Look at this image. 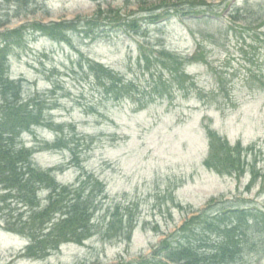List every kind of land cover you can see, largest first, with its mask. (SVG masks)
Returning <instances> with one entry per match:
<instances>
[{
	"label": "rangeland",
	"instance_id": "obj_1",
	"mask_svg": "<svg viewBox=\"0 0 264 264\" xmlns=\"http://www.w3.org/2000/svg\"><path fill=\"white\" fill-rule=\"evenodd\" d=\"M158 1L49 0L45 5L38 0L15 17L14 12L7 15L11 6L25 1L16 5L0 0V15L7 16L2 22L8 27L18 28L91 18L101 7L139 14L141 2ZM204 1L216 6L220 16L174 17L142 35L119 32L94 42L78 33L64 43L29 35L26 45L13 54L11 80L24 82L23 99L37 96L47 102L45 122L61 128L65 139L64 149L57 150L50 128L34 127L19 135L20 145L34 151L35 166L55 174L62 187L94 176L90 180H98L105 192L95 198L105 202L95 215L99 229L111 219L109 206L118 204L137 206L132 215L140 223L131 243H104L99 236L82 246L64 245L45 260H25L20 256L27 240L2 228L13 216L27 217L32 207L19 192L7 193L0 185V264L136 261L221 200L250 202L264 227V0ZM160 48L197 61L185 66L184 73L163 72L154 51ZM94 61L119 74L127 88L133 85L125 99L106 95L88 68ZM211 134L217 147L224 141L233 149L243 174L222 164L206 166ZM218 154L226 155L220 150ZM44 188L37 195L38 210L48 205L50 192ZM253 243L243 264H264V233L253 237Z\"/></svg>",
	"mask_w": 264,
	"mask_h": 264
},
{
	"label": "trees",
	"instance_id": "obj_2",
	"mask_svg": "<svg viewBox=\"0 0 264 264\" xmlns=\"http://www.w3.org/2000/svg\"><path fill=\"white\" fill-rule=\"evenodd\" d=\"M12 1L16 5L25 1L21 6H11L7 15L14 12L16 17L23 10L29 9L35 0ZM195 2L196 0H179L175 3L159 0L160 6L141 2L139 14L134 12L129 15L124 14L121 9L106 12L99 8L91 18H77L73 22L47 26L26 25L16 29L6 28L9 23L2 22V18L7 16H3L4 13L0 15V30L5 28L0 33V185L7 193L19 192L22 201H27L32 207L27 217L13 216L5 222L6 232L23 236L30 241L21 258L45 260L60 251L64 245L82 246L99 236L104 243H131L140 221L132 215L133 209H138L137 206L129 209L118 204L114 208L109 206L111 219L106 221L103 229H99L95 215L98 207L104 206L105 202L100 203L95 198L101 197L105 192L98 180H90L94 176L87 178L86 175L76 186L62 187L57 184L55 174L35 166L32 162L34 151L20 145L19 135L34 127L56 130L58 141L54 147L59 149H64L61 145L65 139L61 136V128H54L45 122L47 102L40 101L37 96L38 99H23L24 82L11 80L9 72L13 54L26 45L29 35L41 34L54 42L64 43L71 34L78 33L84 39L94 42L107 34L119 32L142 35L144 31L174 17L190 20L220 16L216 6H210L204 0L199 5H195ZM188 4L191 5L185 6ZM56 29H62V32H57ZM155 53L163 72L184 73L185 66L197 61L194 57L181 58L166 48L155 50ZM88 68L105 87L106 95L115 97L117 101L125 99V95L133 88V85L130 89L127 88L126 80L118 78L119 74L100 63L89 62ZM104 81L107 82L103 84ZM32 100H35L34 104ZM210 137L212 144L206 166L214 168L222 164L225 168L237 170L239 175L243 174L240 162L233 158V149L224 141L217 147V138L212 134ZM236 148H240V143ZM219 150L226 153L225 157L219 156ZM217 171L222 172L221 169ZM45 186L48 188H44ZM97 187L98 191L95 190ZM43 188L50 192L48 205L38 210L37 195ZM249 203L240 198L214 201L163 240L149 256L120 264H243L244 258L253 252V237L264 233V227L258 222L261 216L255 213L258 210L250 208Z\"/></svg>",
	"mask_w": 264,
	"mask_h": 264
}]
</instances>
